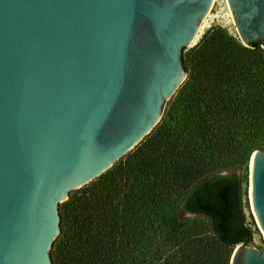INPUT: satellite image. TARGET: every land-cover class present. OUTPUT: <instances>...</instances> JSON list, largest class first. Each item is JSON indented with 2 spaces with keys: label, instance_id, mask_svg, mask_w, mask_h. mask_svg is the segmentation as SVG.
Instances as JSON below:
<instances>
[{
  "label": "water",
  "instance_id": "1",
  "mask_svg": "<svg viewBox=\"0 0 264 264\" xmlns=\"http://www.w3.org/2000/svg\"><path fill=\"white\" fill-rule=\"evenodd\" d=\"M214 1L0 0V264H53L60 204L158 125ZM227 3L242 43L264 48V0ZM251 159L264 231V150ZM230 264L264 252L240 243Z\"/></svg>",
  "mask_w": 264,
  "mask_h": 264
},
{
  "label": "trees",
  "instance_id": "2",
  "mask_svg": "<svg viewBox=\"0 0 264 264\" xmlns=\"http://www.w3.org/2000/svg\"><path fill=\"white\" fill-rule=\"evenodd\" d=\"M185 50L188 78L158 125L60 205L53 264H230L253 241L238 171L264 150V48L213 27Z\"/></svg>",
  "mask_w": 264,
  "mask_h": 264
},
{
  "label": "rangeland",
  "instance_id": "3",
  "mask_svg": "<svg viewBox=\"0 0 264 264\" xmlns=\"http://www.w3.org/2000/svg\"><path fill=\"white\" fill-rule=\"evenodd\" d=\"M213 27H221V28L227 30L231 36H233L234 38H236L237 40H239L242 43V41L239 38V35L237 33V29L235 27V23L233 21V17H232L231 11L229 9L227 0H215L213 6L211 8V11L209 12L207 18L205 19V21L203 22V24L201 26V29L199 31V34H198L195 42L193 43V45L191 47H189L185 50L184 54L187 56V54L190 52V50L192 48L196 47L201 42L204 35L208 31H210V29ZM187 78H188V73H187V77H186L185 81L187 80ZM184 82H183V84H184ZM171 103H172V100L170 99L165 105L164 113L166 110L169 109ZM164 113H163V116H164ZM163 116H162V118H163ZM251 157H252V155L250 156L246 166L242 170H239L238 172H240L241 175H243L247 178L246 179V185H245V213L247 215L248 225L252 229V232H253V241L251 243H249L248 246L251 248H256L261 253H263L264 252V231L260 228V226L257 222V219L253 213L252 208H251V203H250V198H249L248 182H249V177H250V159H251ZM233 170H234L233 167H231V168L228 167V168L221 169L219 171H220V173H223V172H232ZM59 210H60V206H59ZM182 218L184 220H188V221H192L194 219V217L192 215H189V214H182ZM170 229H171L170 225L166 226L164 228H163V226L160 227V231L164 235L167 232H169ZM229 250L233 251L234 248L231 247V248H229Z\"/></svg>",
  "mask_w": 264,
  "mask_h": 264
},
{
  "label": "bare ground",
  "instance_id": "4",
  "mask_svg": "<svg viewBox=\"0 0 264 264\" xmlns=\"http://www.w3.org/2000/svg\"><path fill=\"white\" fill-rule=\"evenodd\" d=\"M251 172H252V159H251V163H250V179H251ZM251 182V180H250ZM251 197H252V188L251 186L249 187V198H250V203H251ZM251 208H252V203H251ZM253 210V209H252Z\"/></svg>",
  "mask_w": 264,
  "mask_h": 264
}]
</instances>
